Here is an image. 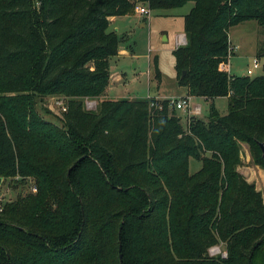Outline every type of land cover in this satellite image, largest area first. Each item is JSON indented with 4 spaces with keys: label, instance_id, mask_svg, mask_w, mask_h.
<instances>
[{
    "label": "trees",
    "instance_id": "16d2710c",
    "mask_svg": "<svg viewBox=\"0 0 264 264\" xmlns=\"http://www.w3.org/2000/svg\"><path fill=\"white\" fill-rule=\"evenodd\" d=\"M140 2L193 3L176 81L191 99L226 98L227 114L212 105L206 122L183 126L169 100L85 110L125 40L110 19L133 15L132 1L0 0V179L36 188L0 205V264H264V199L237 171L243 144L264 168V76L230 75L228 36L244 22L264 28V0ZM53 96L67 100L62 126L36 110ZM218 246L225 256L211 257Z\"/></svg>",
    "mask_w": 264,
    "mask_h": 264
},
{
    "label": "rangeland",
    "instance_id": "374dc122",
    "mask_svg": "<svg viewBox=\"0 0 264 264\" xmlns=\"http://www.w3.org/2000/svg\"><path fill=\"white\" fill-rule=\"evenodd\" d=\"M192 7L193 3L189 2L181 8L150 11L149 16H140L134 12L133 15L117 17L114 22H110L108 31L116 32L119 37L125 36V40L119 44L117 56L110 60L111 79L104 95L100 99H84L85 110L96 111L102 99L163 101L186 97V89L180 87L176 81L172 52L184 45L183 17ZM228 36L233 51L229 57L230 75L247 76L246 71L252 59L256 58L260 61V69L250 78L264 76V58L258 57L264 52V28L254 21L244 22L231 27ZM155 64L160 73L159 78L155 76ZM66 102L62 97L38 98L36 110L44 119L62 126V112L66 108ZM212 105L221 116L227 114L226 98H216L213 101L191 99L187 115L182 111L175 113L185 126L187 118L194 115L196 108H200V113L194 117L206 122ZM241 151V162L237 171L255 185L264 199V168L251 159L248 146L243 144ZM200 168V162L189 160V174L196 173ZM34 188V181L30 177L23 183L19 178H1L0 205L18 199L24 200L36 193ZM209 255L224 257V247L211 248Z\"/></svg>",
    "mask_w": 264,
    "mask_h": 264
},
{
    "label": "built area",
    "instance_id": "2783aa9c",
    "mask_svg": "<svg viewBox=\"0 0 264 264\" xmlns=\"http://www.w3.org/2000/svg\"><path fill=\"white\" fill-rule=\"evenodd\" d=\"M132 3L135 5L134 7V11L136 14L140 15V16H149V9L147 7L146 4H143L140 2V0H131ZM260 69V61L259 59H252L251 61V65L250 67H248L246 74L248 77H251L254 75V72ZM169 100V109L174 110L175 112L177 111H182L184 112L185 115H187V110L190 109V101L191 98L190 97H181V98H175V99H167ZM200 113V108H196L194 110V115H198ZM34 192L36 191V189L34 188L33 190ZM0 211H1V207H0Z\"/></svg>",
    "mask_w": 264,
    "mask_h": 264
},
{
    "label": "water",
    "instance_id": "95a60500",
    "mask_svg": "<svg viewBox=\"0 0 264 264\" xmlns=\"http://www.w3.org/2000/svg\"><path fill=\"white\" fill-rule=\"evenodd\" d=\"M185 43H186V41L184 42V45H185ZM183 75H184V73H183ZM259 147H260V151H261V154H262V159L264 160V145L260 144ZM119 261L121 263V257H119Z\"/></svg>",
    "mask_w": 264,
    "mask_h": 264
},
{
    "label": "crops",
    "instance_id": "0c3cea01",
    "mask_svg": "<svg viewBox=\"0 0 264 264\" xmlns=\"http://www.w3.org/2000/svg\"><path fill=\"white\" fill-rule=\"evenodd\" d=\"M116 18H111L110 19V22H114Z\"/></svg>",
    "mask_w": 264,
    "mask_h": 264
},
{
    "label": "bare ground",
    "instance_id": "6f19581e",
    "mask_svg": "<svg viewBox=\"0 0 264 264\" xmlns=\"http://www.w3.org/2000/svg\"><path fill=\"white\" fill-rule=\"evenodd\" d=\"M183 40V39H182ZM184 41V40H183Z\"/></svg>",
    "mask_w": 264,
    "mask_h": 264
}]
</instances>
